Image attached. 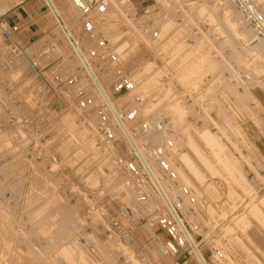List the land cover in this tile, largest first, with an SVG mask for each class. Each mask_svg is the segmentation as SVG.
I'll list each match as a JSON object with an SVG mask.
<instances>
[{"label": "rangeland", "instance_id": "obj_1", "mask_svg": "<svg viewBox=\"0 0 264 264\" xmlns=\"http://www.w3.org/2000/svg\"><path fill=\"white\" fill-rule=\"evenodd\" d=\"M126 1L64 25L208 263L264 264V0ZM59 23L0 0V264H198Z\"/></svg>", "mask_w": 264, "mask_h": 264}, {"label": "bare ground", "instance_id": "obj_2", "mask_svg": "<svg viewBox=\"0 0 264 264\" xmlns=\"http://www.w3.org/2000/svg\"><path fill=\"white\" fill-rule=\"evenodd\" d=\"M45 2H46V4L48 5V7L50 8V10H51V12L53 13L54 17L58 20V22H60V23H59L60 26H62L61 22H62L63 25H64V22H63V20H62L60 14H59V11H58L57 8L55 7L53 1H52V0H49L51 6H53V8L55 9V11H56L58 17L56 16L55 12L53 11V9L51 8V6L49 5L48 0H45ZM64 27L66 28V30H67V32L69 33L70 37L67 35V32L65 31V29L63 28V26H62L61 28H63L64 33H66V35H67L66 37L69 38V39H68V40H70L69 43H70V45H71L73 51H74V52L76 53V55L78 56V59H79V61H80V64H81L82 67L84 68L85 72L87 73L88 77H89L90 80H91L92 85L95 87V89L97 90V92H98V94L100 95V97H102V99H103L104 103L106 104V106H107L109 112L111 113V115H112L114 121L117 123V125H118V127H119V129H120V131H121V133H122V136H124V139L127 140L128 145L130 146V148L132 149V151H134V154H135V156L137 157V159H138V161H139V164L142 166L143 170H144L145 173L147 174V176H148V178H149V180H150V182H151V184H152V186H153V188H154L156 194H157L158 197L160 198V201L163 203V205H164V207H165V209H166V212L169 214V218L171 219V220L169 219L170 222L172 221V223L175 225V227H176V228H175V231L177 230L178 234L180 235L181 242L183 241V243H185L186 246L190 249V251L192 252L193 256L195 257L197 263H198V264H202L201 261L199 260V258L197 257V255H196V253H195L193 247L191 246V243H190V241H189V238H190V240L193 242V244H194L195 247L197 248L198 252H199L200 255L202 256L203 260L205 261V264H209L208 261H207V259H206L205 256H204L203 252L201 251V249H200L198 243L196 242L195 238L193 237V235L191 234V232H190L189 229L187 228V226H186V224H185L183 218L180 216V214H179V212H178V209H177V204H174V203H173V200H172L171 196L169 195V193H168V191H167V189H166V186H164V184L162 183V181H161V179H160V176L157 175V171H158V170H156V169H155V166L153 167V165L151 164V162L148 160V158L146 157V154L144 153L143 149L140 147L139 142H137V140L135 139L134 135L131 133L129 127L127 126V124H126L125 121L122 119V117H121V115L119 114V112L117 111V108H116L115 104L113 103V101H112L111 98L109 97V95H108V93H107L105 87L103 86L102 81L99 79V77H98L97 73L95 72L93 66H92L91 63L89 62V59H88L87 56L83 53V51L81 50V48L79 47V45L75 42V40H74V38H73V36H72V34H71L70 29H68L65 25H64ZM77 49L79 50L80 54H79V52L77 51ZM83 59H84V61L86 62L87 67L90 69L91 73L93 74V76L95 77V79L97 80V82L99 83V85L101 86V88H102L104 94L106 95L107 99H108L109 102H110L111 107L113 108V110L115 111V113L117 114L118 117L114 114L113 110L110 108V106L108 105L107 101L105 100V97H104L103 93H102L101 90L97 87V85H96V83H95V80H94V78L92 77V75H91L89 69L86 67V65H85V63H84V61H83ZM129 115H130V114H129ZM131 117H132V116H131ZM133 117H134V116H133ZM119 120H120V121H119ZM120 123L122 124V126H121ZM154 124H155V123H154ZM147 125H149V124H147ZM147 125H146V126H147ZM170 125H171V124H170ZM170 125H169V126H170ZM169 126H168V127H169ZM148 127H149V126H148ZM151 127H152V126H151ZM161 127H162V126H161ZM212 127H213V126H212ZM215 127H216V126H215ZM143 128H144V127H143ZM188 129H189V128H188ZM217 130H218V128H217ZM167 131H168V130H167ZM220 131H221V130H220ZM142 132H143V130H142ZM147 132H148V131H147ZM143 133H145V132H143ZM142 136H143V135H142ZM207 136H208V134H207ZM223 136H224V134H223ZM144 137H145V136H144ZM146 138H147V136H146ZM208 138H209V140L211 139L212 143H213V140L216 141L215 144H217V145H215V146H218V141H217V139H216L214 136L209 135ZM144 139H145V138H144ZM160 139H161V137H160ZM160 139H159V140H160ZM146 140H147V139H146ZM167 141H168V140H167ZM142 142H143V141H142ZM210 144H211V143H210ZM220 145H221V144H220ZM176 146H180V145H176ZM218 147L220 148V146H218ZM153 148H154V147H153ZM220 149H221V148H220ZM220 149H219V150H220ZM222 149H223V148H222ZM222 149H221V150H222ZM222 152H223V150H222ZM225 152H227V150H226ZM158 153H159V152H158ZM160 154H161V153H160ZM158 155H159V154H157V156H158ZM221 155H222V154H221ZM224 155H225V153H224ZM159 157H160V155H159ZM225 157H226V156H225ZM229 159H230V158H229ZM234 159H235V158H234ZM154 160H155V159H154ZM174 160H175V159H174ZM225 160H226V159H225ZM232 160H233V159H232ZM177 161H178V160H177ZM233 162H234V161H233ZM237 162H239V161H237ZM235 163H236V162H235ZM160 166H161V168H163V170L167 168V165H166L165 163H164V165H163L162 162L160 163ZM147 167H148V169L150 170V172L148 171ZM170 170H171V169H170ZM170 170H169V171H170ZM189 171H190V169H189ZM165 172H166V170H165ZM169 173H170V172H169ZM172 174H173V173H172ZM151 175H152L153 177H151ZM175 177H176V176H175ZM152 178H154V180H155L156 183L158 184V187L160 188L161 191L159 190V188L157 187V184H155V182H154V180H153ZM173 178H174V176H173ZM169 185H170V184H169ZM176 190H177V189H176ZM184 193H185V192H184ZM173 210H174V212H175L174 214H173ZM175 214H176V216L178 217L180 224L183 225V227H184V229H185V231H186L188 237L184 234L183 230L181 229V227H180V225H179V223H178V221H177V219H176ZM229 222H230V221H229ZM249 222H250V221H249ZM209 228H210V227H209ZM218 233H219V232H218ZM214 234H215V233H214ZM226 235H227V234H226ZM206 238H208V235H206ZM178 239H179V238H178ZM237 240H238V239H237ZM208 241H209V239H208ZM208 241H207V243H208ZM211 241H212V240H211ZM181 242H180V243H181ZM240 242H241V241H240ZM247 242H248V240H247ZM183 243H182V244H183ZM216 243H217V242H216ZM211 245H212V244H211ZM222 245H223V244H222ZM212 246H213V245H212ZM214 246H216V245H214ZM222 247H223V246H222ZM212 250L214 251V252H213V253H214V256H213V257H215V259L221 261L220 263H223L224 261H222V260H223L222 254H221L220 252H218L217 249L215 250V248H212ZM253 256H254V254H253ZM243 263H244V262H243ZM224 264H226V263H224Z\"/></svg>", "mask_w": 264, "mask_h": 264}, {"label": "crops", "instance_id": "obj_3", "mask_svg": "<svg viewBox=\"0 0 264 264\" xmlns=\"http://www.w3.org/2000/svg\"><path fill=\"white\" fill-rule=\"evenodd\" d=\"M59 2L61 3V6H62L64 22L68 25V27H70L71 31H73L75 34L76 33L78 34V39L80 41V44H83L85 42V39L83 36L86 32L91 33V32L96 30V26H97L96 22H94L90 16L91 15L95 16L97 13L98 14H105L109 9V5H108L109 3L107 2V0H99L96 3V5L90 9L88 7L89 5H87L85 0H83V2H85L84 3L85 6L80 5L79 8L74 7L73 1H71V0H59ZM126 2H128V1L122 0V4L124 6H125ZM69 8L70 9L73 8V9H75V11H71ZM123 8H120V10H118V11H117V9L115 11H113L114 9L110 10V12H108L107 14H109V16L114 14L116 16H120V18L122 17V15L120 13L125 14L127 17H132L134 15L133 13H129L130 10L127 11L126 9H123ZM16 9H17L15 11L16 13H14V16H13L14 21H17L19 23H24L26 21H29L28 19L30 18V15L32 16V14H29L22 7H20V8L17 7ZM145 14L148 15V12H146ZM25 16H27V17H25ZM137 16L140 17L139 14H137ZM23 19H25V20H23ZM121 20H123V19L121 18ZM6 25H7L8 29L10 30V32H12V33L18 32V26L17 25L12 26L9 23H6ZM32 26H33V24H29V26H28V30L30 32L33 31ZM28 36L29 37H28V39H26V41L27 40L31 41L33 36H31V35H28ZM100 40H101V37H100ZM102 42L103 41L101 40L99 43L101 44ZM100 68H101V66H100Z\"/></svg>", "mask_w": 264, "mask_h": 264}, {"label": "water", "instance_id": "obj_4", "mask_svg": "<svg viewBox=\"0 0 264 264\" xmlns=\"http://www.w3.org/2000/svg\"><path fill=\"white\" fill-rule=\"evenodd\" d=\"M88 2H91L92 0H87ZM48 3H49V5L51 6V4H50V2H49V0H48ZM51 8L53 9V11L55 12V14H56V16L58 17V15H57V13H56V11H55V9L53 8V6H51ZM61 24H62V26H63V28L65 29V31L67 32V30H66V28L64 27V25H63V23L61 22ZM67 35L70 37V35H69V33L67 32ZM77 51L79 52V50L77 49ZM79 54H80V52H79ZM83 61H84V59H83ZM84 63H85V65H86V67H87V64H86V62L84 61ZM88 68V67H87ZM89 69V68H88ZM89 71H90V69H89ZM90 73H91V71H90ZM91 75H92V77L94 78V80H95V83H96V85H97V87L101 90V92L103 93V95H104V97H105V100L107 101V103H108V105L110 106V108L113 110V108L111 107V105H110V102H109V100L107 99V97H106V95L104 94V92H103V90H102V88H101V86L99 85V83L97 82V80L95 79V77L93 76V74L91 73ZM113 112H114V114L117 116V114L115 113V111L113 110ZM118 117V116H117ZM120 121V120H119ZM121 124V123H120ZM121 126H122V124H121ZM147 169H148V167H147ZM148 171L150 172V170L148 169ZM151 177H153L152 175H151ZM153 180H154V178H152ZM154 182H155V184H157L156 183V181L154 180ZM157 187H158V184H157ZM159 188V187H158ZM159 190H160V188H159ZM161 191V190H160ZM175 212H174V210H173V214H174ZM175 216H176V214H175ZM176 219H177V221H178V223H179V225H180V227H181V229L183 230V232H184V234L188 237V235H187V233H186V231H185V229H184V227H183V225L182 224H180V222H179V219H178V217L176 216ZM189 241H190V243H191V246L193 247V249H194V251H195V253H196V255H197V257L199 258V260L201 261V263L202 264H205V261L203 260V258H202V256L200 255V253L198 252V250H197V248L195 247V245L193 244V242L190 240V238H189Z\"/></svg>", "mask_w": 264, "mask_h": 264}]
</instances>
